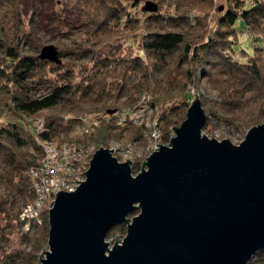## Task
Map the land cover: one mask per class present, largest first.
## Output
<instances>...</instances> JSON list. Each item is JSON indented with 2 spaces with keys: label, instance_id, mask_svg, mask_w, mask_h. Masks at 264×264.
<instances>
[{
  "label": "trees",
  "instance_id": "trees-1",
  "mask_svg": "<svg viewBox=\"0 0 264 264\" xmlns=\"http://www.w3.org/2000/svg\"><path fill=\"white\" fill-rule=\"evenodd\" d=\"M153 1L155 10L142 6L137 14L128 7L137 0H0V264H39L47 244L45 213L31 232L19 219L33 196L28 169L42 155L41 140L142 137L141 126L118 121L116 113L159 103L166 142L184 117L188 87L202 83V130L210 118L247 128L264 117V0H223L220 9L215 0ZM137 30L141 53L112 43ZM49 40L58 62L38 56ZM236 51L244 57H234ZM43 109L52 111L36 130L31 119ZM92 113L102 117L98 128L72 135ZM138 167L133 162L132 171ZM124 231V224H114L107 237ZM245 264H264V248Z\"/></svg>",
  "mask_w": 264,
  "mask_h": 264
},
{
  "label": "water",
  "instance_id": "water-1",
  "mask_svg": "<svg viewBox=\"0 0 264 264\" xmlns=\"http://www.w3.org/2000/svg\"><path fill=\"white\" fill-rule=\"evenodd\" d=\"M38 56L60 59L53 43ZM205 121L195 94L134 174L97 147L84 179L49 204L39 264H245L264 248V122L233 143L203 133ZM117 223L124 235L107 240Z\"/></svg>",
  "mask_w": 264,
  "mask_h": 264
},
{
  "label": "built area",
  "instance_id": "built-area-1",
  "mask_svg": "<svg viewBox=\"0 0 264 264\" xmlns=\"http://www.w3.org/2000/svg\"><path fill=\"white\" fill-rule=\"evenodd\" d=\"M141 100H144V95L141 96ZM156 110V105H144L137 106L132 110L123 109L116 113L118 121L128 118L133 123L145 127L146 130L142 128V134L148 139L147 149L149 152L157 147L158 144L155 143H159L157 139L161 135ZM101 120L102 117L99 114L84 115L72 130L79 135L89 133L101 123ZM34 126L36 130L42 129L43 120L36 121ZM40 144L42 155L28 169L33 196L19 211V219L22 221V227L25 230L41 223V213L42 211L47 212L57 190H73L84 179L83 171L87 168L89 159L96 149L91 143L86 144L71 140H41ZM103 147L107 149L113 147L111 151L109 150L110 153L116 158L120 156V159L117 158L119 161L129 159L132 168L136 157L133 144H124L112 139L103 144ZM74 179L79 181L76 182Z\"/></svg>",
  "mask_w": 264,
  "mask_h": 264
},
{
  "label": "rangeland",
  "instance_id": "rangeland-1",
  "mask_svg": "<svg viewBox=\"0 0 264 264\" xmlns=\"http://www.w3.org/2000/svg\"><path fill=\"white\" fill-rule=\"evenodd\" d=\"M146 0H137V5H135V6H128L129 7V10L131 11V12H135V13H137V14H140L141 12H142V6L144 5V2H145ZM152 1V0H151ZM222 1L223 0H215V4H217V5H221L222 6ZM154 2V1H153ZM76 12L75 11H72L71 13H68L67 15H66V20L67 21H69V19H70V17H72L74 14H75ZM212 23V22H211ZM54 28L51 26L50 27V29H49V33H50V35H53L54 34ZM245 31V30H244ZM138 32V30L137 31H131V34L130 35H128V36H125V37H121V36H117V38H114V40L112 41V43H114V44H116V43H119V44H121L122 45V47L123 48H125L126 50L128 49V48H130L131 50H132V53L133 54H136V53H141V49H140V45H139V36H137V35H135V33H137ZM251 36V33H249V32H247V30L243 33V36ZM54 36V35H53ZM57 39L59 38V37H61V36H59V35H56L55 36ZM47 43H53L54 44V42H52V40H49V42H47ZM129 43H130V45H129ZM242 46H244V47H246V49L247 50H250V48L248 47V46H245L242 42L240 43ZM235 48V50H239V47H237V46H235L234 47ZM103 49V48H102ZM232 55L234 56V57H236V58H243L244 56L243 55H237V51L236 52H234V53H232ZM204 84L202 83L200 86H198V87H196V86H189L188 87V89H189V92H190V97H189V99H188V103H189V101L195 96V94H197L198 96L200 95V94H204V86H203ZM143 94H142V92L140 93V94H138V101L139 100H141V96H142ZM200 99V98H199ZM142 101V100H141ZM159 104V103H158ZM156 105V108H157V112H156V114H158V112H159V106H160V104L159 105ZM144 105H146V104H143L142 106H144ZM52 110L51 109H43V110H41V111H39V113L38 114H36L34 117H32V119H31V122H32V125H35V123H36V121H38V120H43V117L46 115V114H48L49 112H51ZM93 114H99V113H92V114H87V115H93ZM69 115V113L67 114H65V116H68ZM100 115V114H99ZM185 115V114H184ZM64 116V117H65ZM260 122H264V117H262L261 119H258V121H257V123H260ZM180 123V122H179ZM179 123H176L175 125H177V124H179ZM257 123H255V124H257ZM134 125H138V126H141V125H139V124H135V123H133ZM99 125H100V123H99ZM98 125V126H99ZM253 125V124H252ZM98 126L93 130V131H91V132H89V133H86V134H81V135H89V134H92L97 128H98ZM158 126H159V128H160V132H161V126H160V124H158ZM208 127L205 129V130H202V132L203 133H205L207 136H213V137H215V138H217V139H220V138H228L231 142H233V143H238L242 138H243V136H244V133H245V131H246V129L248 128H237V127H235L234 125H232V124H217V122L214 120V119H212V118H210V122H209V124L207 125ZM251 126V125H250ZM31 127V126H30ZM141 128H143V130L145 129V127H142L141 126ZM146 130V129H145ZM171 130V134H173V131H172V128L170 129ZM142 132V131H141ZM71 134L72 135H74V136H80L79 134H77V133H75V132H73V130H71ZM130 136L131 135H129V133H127V135H125L122 139H116V140H118V141H121V142H123L124 144H133V148H134V151L136 152L135 153V155H136V157H135V159H134V162L135 161H138L139 162V164L141 165V162L144 160V158H145V156L147 155V154H149L150 152L148 151L149 149H147V147H148V144H147V142H148V139H146V136H144L143 134H142V137H134V138H130ZM112 139H115V138H108L107 140H105V141H103V142H95V141H93V140H83V141H79V140H71V141H79V142H83V143H86V144H93L94 146H95V148H97V147H99V146H103V144H106V143H108L109 142V140H112ZM63 141V140H62ZM157 141L159 142V143H165V142H161V140H160V138H158L157 139ZM149 143V142H148ZM166 143H167V141H166ZM117 158H121L120 156H118ZM126 160V159H125ZM139 168L140 167H138L137 168V170H139ZM137 170H135V171H137ZM135 171H132V168H131V172L134 174L135 173ZM42 213H45L46 214V217H47V212L46 211H43ZM41 218H42V214H41ZM32 228H29L28 230H25L23 227H22V230L24 231V232H31L32 230H31ZM124 233H125V231H124ZM124 233L123 234H121V235H118L117 234V236H119V237H122L123 235H124ZM115 237V236H114ZM114 237H106V239L107 240H109V241H112L113 240V238ZM47 247V244H46V246L44 247V248H46ZM43 248V249H44ZM42 251V250H41ZM40 263V262H39Z\"/></svg>",
  "mask_w": 264,
  "mask_h": 264
}]
</instances>
